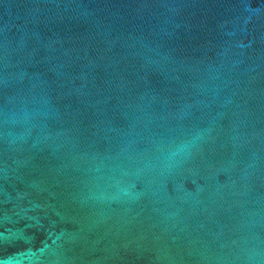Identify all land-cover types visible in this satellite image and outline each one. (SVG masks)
Masks as SVG:
<instances>
[{
    "label": "water",
    "instance_id": "95a60500",
    "mask_svg": "<svg viewBox=\"0 0 264 264\" xmlns=\"http://www.w3.org/2000/svg\"><path fill=\"white\" fill-rule=\"evenodd\" d=\"M0 264H264V0H0Z\"/></svg>",
    "mask_w": 264,
    "mask_h": 264
}]
</instances>
